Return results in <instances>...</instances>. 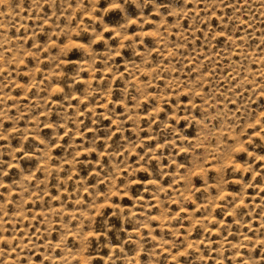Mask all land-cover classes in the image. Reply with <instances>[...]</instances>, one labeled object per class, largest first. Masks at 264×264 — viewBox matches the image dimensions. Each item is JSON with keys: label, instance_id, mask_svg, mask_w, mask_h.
I'll return each mask as SVG.
<instances>
[{"label": "rangeland", "instance_id": "374dc122", "mask_svg": "<svg viewBox=\"0 0 264 264\" xmlns=\"http://www.w3.org/2000/svg\"><path fill=\"white\" fill-rule=\"evenodd\" d=\"M0 264H264V0H0Z\"/></svg>", "mask_w": 264, "mask_h": 264}]
</instances>
